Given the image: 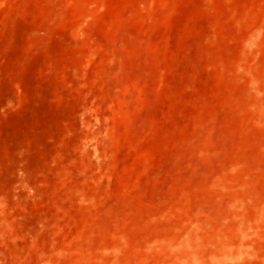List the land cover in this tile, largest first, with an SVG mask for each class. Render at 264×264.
Instances as JSON below:
<instances>
[{
	"label": "rangeland",
	"instance_id": "obj_1",
	"mask_svg": "<svg viewBox=\"0 0 264 264\" xmlns=\"http://www.w3.org/2000/svg\"><path fill=\"white\" fill-rule=\"evenodd\" d=\"M0 264H264V0H0Z\"/></svg>",
	"mask_w": 264,
	"mask_h": 264
}]
</instances>
